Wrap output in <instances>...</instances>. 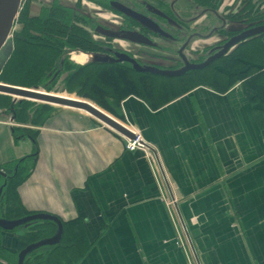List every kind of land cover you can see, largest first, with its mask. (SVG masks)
<instances>
[{"label":"crops","instance_id":"obj_1","mask_svg":"<svg viewBox=\"0 0 264 264\" xmlns=\"http://www.w3.org/2000/svg\"><path fill=\"white\" fill-rule=\"evenodd\" d=\"M51 1L32 0L29 13ZM260 66L230 88L197 85L157 108L134 94L121 99V117L100 107L154 148L158 173L142 151L125 149L119 133L88 113L56 108L35 127V164L10 205L80 223L88 245L75 264H187L163 192L175 199L199 264H264L263 61ZM13 126L0 120V185L9 172L3 165L33 150L28 136L13 137ZM3 207L0 202V215ZM18 234L0 233L16 262Z\"/></svg>","mask_w":264,"mask_h":264},{"label":"trees","instance_id":"obj_2","mask_svg":"<svg viewBox=\"0 0 264 264\" xmlns=\"http://www.w3.org/2000/svg\"><path fill=\"white\" fill-rule=\"evenodd\" d=\"M219 1L215 0V3L219 4ZM19 17L22 28L15 34L13 52L0 73V80L4 83L24 87L41 84L42 80L47 78L48 71L58 64L65 46L71 49L72 43L78 44L80 41L90 44L87 49L95 45L90 38L82 37L79 32L71 33L68 28L71 12L60 5L58 0H53L49 6L43 7L37 16H29L27 11H24ZM259 37L262 39L264 34L254 36L240 44L252 45V40ZM255 43L257 46H247L249 50L244 49L241 52L236 50L239 44L230 53L207 67L190 71L178 78L138 73L126 64L89 61L79 65L65 59L63 71L66 75L63 80L69 92L89 99L110 114L121 117L119 103L128 94H134L145 100L152 108H157L197 85L217 90L230 88L235 81L260 69L261 61L264 63V42L258 40ZM3 99L5 96L1 95L0 104L3 103ZM12 107L17 123L25 125L13 127V137L18 139L28 136L33 142V150L31 154L3 165L2 169L9 172L1 178V184L5 182V185L0 199V202H4L3 215L0 216L6 219L32 214L10 203L18 202L17 187L29 176L35 164L37 151L35 127L41 126L56 109L46 103L34 107L33 103L26 100L15 103ZM62 226L63 233L59 244L32 251L25 257L23 264H75L88 245L83 226L76 220L62 222ZM18 230L15 228L13 231ZM53 230L52 222L41 221L19 231L16 240L17 252L26 245L51 235ZM2 231L6 230L0 228V233ZM0 259L4 261L0 260V264H16V253L12 255L7 253L0 243Z\"/></svg>","mask_w":264,"mask_h":264},{"label":"flooded vegetation","instance_id":"obj_3","mask_svg":"<svg viewBox=\"0 0 264 264\" xmlns=\"http://www.w3.org/2000/svg\"><path fill=\"white\" fill-rule=\"evenodd\" d=\"M52 1L48 4L40 5L37 11L30 14V16L39 15L41 9L45 6H49ZM177 1L180 0H169V3H167L166 1V5L168 6L166 9V13H160L158 10H154L152 8V5H149L148 7L146 5L144 6L145 8L142 9L140 8V6H138L139 4L135 0H114L112 2L114 5L120 4L128 10L146 17L147 19H149L148 21L151 26H146L142 23H139L136 19H132L131 16L128 17L126 15H121L119 12V20L114 26L111 24V22L102 21L103 19L100 20L99 16L102 13H100L99 11H94V13H82V11H80L81 6L79 7L78 4L79 0L78 2L76 1L74 5L70 6L63 5L60 0H58V3L66 9L70 10L71 18L77 19L80 22L76 23L77 26H71V24L68 26L71 32L72 28L78 27V29L84 31L93 30V33L95 35L98 34L103 37V41L98 43L95 42V40L91 39V41L94 42L95 45H93L91 49H87L85 52L109 55L110 57H114V54L117 52L126 53L130 56V58L135 59L140 65H149L161 70H175L182 67L185 62L200 63L211 54L217 52L218 49H220V47L226 41H228L230 37L253 26L264 24V21H260L257 23L250 22L252 24L248 23L245 27H239L240 29L238 28V30L236 29V31L232 28V23L230 21L228 22L227 20V16H230L229 14L231 13H225V15L221 14V9L224 7L216 6L217 4L215 3V0L210 1L211 4L206 10V7L204 9H201L200 7H198L199 5H196L195 7H193V9H189L191 12H193V14L189 16L190 19H181L176 12V9H174V4ZM185 1L189 2L188 4L191 6V2L189 0H184V2ZM91 2L98 3L99 5H112L111 0H91ZM156 15L160 18V20H157L155 18ZM177 20L179 21V24L176 22ZM225 26H227V28H230V31L226 33L225 36L221 37L219 34L220 32L225 31ZM122 31L137 32L138 34L145 37V42L138 43L129 39L112 37V35H108V33L111 32L120 33ZM213 33L216 34L215 42L210 41V39L214 37ZM113 42H124V44L126 43L130 49ZM241 42H239L237 45H239ZM233 49L234 47L222 56L230 53ZM68 50L69 48L66 52H62L58 64L55 65L54 68L50 71L52 72L51 75L53 74L52 77H56L57 74H63V76L66 74L63 71V62L65 59L68 60ZM193 55L194 57L198 56L197 59H193ZM214 61H212L211 63H213ZM117 63L123 65L126 64L131 67L129 63L124 61ZM190 71H187L184 74ZM138 73L151 74L148 72ZM156 76L164 77L163 75Z\"/></svg>","mask_w":264,"mask_h":264},{"label":"water","instance_id":"obj_4","mask_svg":"<svg viewBox=\"0 0 264 264\" xmlns=\"http://www.w3.org/2000/svg\"><path fill=\"white\" fill-rule=\"evenodd\" d=\"M112 5L114 4L112 3ZM20 6H21V0H0V50L5 44L11 32L14 20L17 17ZM114 7L132 16L140 23L146 26H151L148 19L145 18L144 16L135 13L133 11H130L120 4H116L114 5ZM261 34H264V24L248 28L230 37L228 41H226L220 47V49H218L217 52L211 54L202 62L200 63L185 62L182 67L177 68L175 70H165V69L161 70L149 65H140L135 59L130 58V56H128L125 53L117 52L114 54V57H110L109 55H102L98 53H89L87 55H89L90 62L117 63L124 61L129 63L132 69H134V71L137 72H148L155 75H163L164 77L165 76L178 77L187 71L190 70L195 71L206 67L212 61L221 57L223 54L227 53L231 48L235 47L239 42L250 39L252 37L254 38V36H259ZM108 35L109 36L112 35V37L129 39L131 41L138 43L145 42V37L138 34L137 32H132V31H122L120 33L111 32L108 33ZM0 93L13 96L14 98L40 101L42 103H47L50 105L82 110L88 113L89 115H91L99 122L106 125L107 127L116 131L121 136H124L129 139H134L136 137L135 134L130 129H128L124 124L119 123L118 120L114 119L104 110L98 108L97 106L93 105L92 103L86 100L46 92L44 90L38 89L37 87L25 88V87L10 85L2 82H0ZM15 171H16V167L14 168V172ZM0 174L4 175L3 172H0ZM4 185L5 182H3L0 185V199L2 197V188ZM39 221L53 222L55 225V232L50 237L32 242L26 245L24 248H22L17 254L16 264H23L25 257L35 249L39 248L40 246H51L58 243L62 235V223L56 217L44 213L29 214L16 219H6L0 216V228L2 230H7V231L14 230L15 228H19V231H23L35 225Z\"/></svg>","mask_w":264,"mask_h":264},{"label":"rangeland","instance_id":"obj_5","mask_svg":"<svg viewBox=\"0 0 264 264\" xmlns=\"http://www.w3.org/2000/svg\"><path fill=\"white\" fill-rule=\"evenodd\" d=\"M90 1L91 0H79L78 4H79V7L81 6L80 11H82V13L83 12H85V13L86 12L87 13L93 12L94 13V11H96V12L99 11L100 13H103L102 15L99 16V19L100 20L103 19L102 21L111 22V24L114 26L119 20V18H118V17H120L119 13L121 15H126V16L130 17V15L124 13L123 11L116 9L115 7H113V5H111V6H108L107 4L106 5H104V4L99 5L98 3H96L95 4L97 6L96 10H92L91 6H93V5L89 3ZM113 1L114 0H111V3ZM125 1H128V0H125ZM135 1H137V3L139 4L138 6H140V8H142V9H144L145 8L144 6H146V5H147V7L149 5H152V8L154 10H158L160 13H166V11H167L166 9L168 7L166 5V1H167V3H169V0H166V1H164V0H135ZM189 1L191 2L190 3L191 6L188 4L189 2H187V1L184 2V0L177 1L174 4V9H176V12L178 13V15L181 19H190L189 16L191 14H193V12H191L189 9H193V7H195L196 5H199L198 7H200L201 9L202 8L204 9L206 7L205 8V10H206L211 4L209 1L206 2L204 0H189ZM31 3H32V0H21V6H20L19 12L17 14V17L14 20L11 32H10L5 44L3 45V47L0 50V73L2 72L3 66L6 63L7 59L10 57L11 53L13 52L14 42H15V34L17 32H19L22 28V23L18 20V19H20L19 14L21 12H24V11L29 12V10L32 7ZM218 3L219 4H217L216 6L224 7L221 9V11H222V12H220L221 14L225 15V13L226 14L231 13V14H229L230 16H227L228 17L227 20H228V22L230 21L232 23V28L234 30H236V29L238 30L239 27L240 28L245 27L246 24H248L250 22L257 23L260 21H262V22L264 21V0H220ZM220 3H221V5H220ZM100 8H102V9H100ZM28 12H27V14H29V16H30V13H28ZM224 17H226V16H224ZM131 18L135 19L132 16H131ZM155 18L157 20H160V18L157 15L155 16ZM176 22L179 24L178 20ZM76 23H80L79 20L71 18V21H70L71 26L72 25L77 26ZM252 23H250V24H252ZM229 29L230 28H227V26H225V31L220 32L219 35L221 37L225 36L226 33H228L230 31ZM71 30H72V32H71L72 34L79 32V34L82 37L93 39L97 43L103 41V37H101L98 34L95 35L93 33V30L92 31L91 30L84 31V30L78 29V27L72 28ZM215 35L216 34L213 35L214 37L212 39H210V41L215 42V40H216ZM260 39H261V37L257 38L256 40H252V45L245 44L244 47L246 46L245 48H247V49L249 47H254L256 45L255 42L256 41L258 42V40H260ZM77 43L78 44L72 43L70 45V46H72V48L71 49L69 48V50H68V53H69L67 56L68 61H72L70 58L71 53H85L86 54L87 52H85V49L90 47L89 46L90 44L87 42H84V41H80ZM113 43L119 44L125 48H129V46L126 43L124 44V42H113ZM247 46H249V47H247ZM67 49H68V47L65 46L63 51L66 52ZM237 51L239 52L240 50H237ZM197 57L198 56H195V57H194V55L192 56L193 59H197ZM72 62H74V61H72ZM75 63L81 65V63H77V62H75ZM133 71H134V69H133ZM51 73L52 72L48 71L47 78L43 79L41 84L37 83V84L31 85V86L25 87V88L37 87L38 89L44 90L46 92L86 100V101L92 103L93 105L97 106L93 101L79 97V96H76L74 92H69L67 90V87L65 86V81L63 80V78L65 77L66 74L64 76H63V74H61V75L57 74L56 77H54V76L52 77L53 74L51 75ZM0 82H2V81L0 80ZM2 83H4V82H2ZM6 84H8V83H6ZM10 85H12V84H10ZM21 87H24V86H21ZM1 95L5 96V99H3V103H2L3 105L0 104V120H6L8 122H11L14 125L13 127H15V126L24 127L25 126L24 124L17 123V121H16L15 110H13V107H12L15 103H19L23 100H26V101H30L31 103H33L34 107H37L42 103L40 101H32V100H27V99L14 98L13 96L0 93V97H1ZM48 105H50V104H48ZM51 106H53L55 108L60 107V106H56V105H51ZM97 107L100 108L99 106H97Z\"/></svg>","mask_w":264,"mask_h":264},{"label":"built area","instance_id":"obj_6","mask_svg":"<svg viewBox=\"0 0 264 264\" xmlns=\"http://www.w3.org/2000/svg\"><path fill=\"white\" fill-rule=\"evenodd\" d=\"M128 129H130L136 137L134 139H129L122 136L124 139L125 149L130 151L138 149L142 151L147 159L146 161L149 162L151 168L153 169V172H161V170L159 171V163L154 148L149 143L145 142L138 132L132 130L131 128ZM161 199L167 207L170 218L173 222L172 224H174L176 228L175 243L185 253L187 264H199L187 227L182 218L179 216L175 199L163 192L161 194Z\"/></svg>","mask_w":264,"mask_h":264},{"label":"bare ground","instance_id":"obj_7","mask_svg":"<svg viewBox=\"0 0 264 264\" xmlns=\"http://www.w3.org/2000/svg\"><path fill=\"white\" fill-rule=\"evenodd\" d=\"M70 58L74 62L82 63L88 59V56L86 54H83V53H71ZM63 96H65V95H63Z\"/></svg>","mask_w":264,"mask_h":264}]
</instances>
